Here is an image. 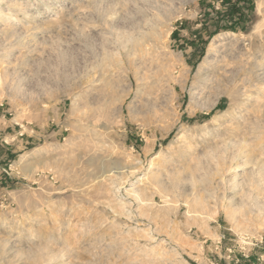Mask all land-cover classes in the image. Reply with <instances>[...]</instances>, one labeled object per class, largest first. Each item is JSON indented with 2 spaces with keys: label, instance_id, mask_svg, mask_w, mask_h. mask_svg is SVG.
<instances>
[{
  "label": "rangeland",
  "instance_id": "obj_1",
  "mask_svg": "<svg viewBox=\"0 0 264 264\" xmlns=\"http://www.w3.org/2000/svg\"><path fill=\"white\" fill-rule=\"evenodd\" d=\"M0 264H264V0H0Z\"/></svg>",
  "mask_w": 264,
  "mask_h": 264
}]
</instances>
